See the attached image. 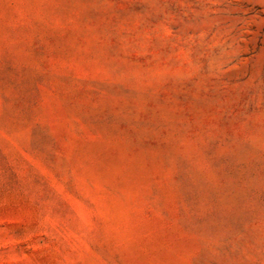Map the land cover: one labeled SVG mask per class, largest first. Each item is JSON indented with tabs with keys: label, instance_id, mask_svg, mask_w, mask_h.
I'll use <instances>...</instances> for the list:
<instances>
[{
	"label": "rangeland",
	"instance_id": "obj_1",
	"mask_svg": "<svg viewBox=\"0 0 264 264\" xmlns=\"http://www.w3.org/2000/svg\"><path fill=\"white\" fill-rule=\"evenodd\" d=\"M0 264H264V0H0Z\"/></svg>",
	"mask_w": 264,
	"mask_h": 264
}]
</instances>
